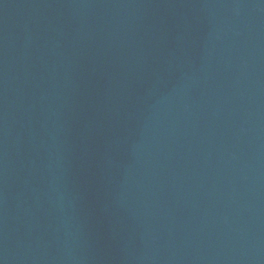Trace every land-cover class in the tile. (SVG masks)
Wrapping results in <instances>:
<instances>
[{
	"label": "water",
	"instance_id": "obj_1",
	"mask_svg": "<svg viewBox=\"0 0 264 264\" xmlns=\"http://www.w3.org/2000/svg\"><path fill=\"white\" fill-rule=\"evenodd\" d=\"M0 264H264V0H0Z\"/></svg>",
	"mask_w": 264,
	"mask_h": 264
}]
</instances>
